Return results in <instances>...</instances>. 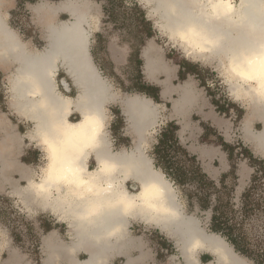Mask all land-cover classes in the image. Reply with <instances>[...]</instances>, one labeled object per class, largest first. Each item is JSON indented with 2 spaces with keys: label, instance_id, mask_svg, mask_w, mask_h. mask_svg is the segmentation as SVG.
I'll return each instance as SVG.
<instances>
[{
  "label": "bare ground",
  "instance_id": "obj_1",
  "mask_svg": "<svg viewBox=\"0 0 264 264\" xmlns=\"http://www.w3.org/2000/svg\"><path fill=\"white\" fill-rule=\"evenodd\" d=\"M88 1L68 0L57 10L36 8L50 26L43 49L30 46L12 28L6 29L0 37L3 57L7 62L16 63L7 89L11 95L10 107L35 123L30 141L38 142L48 161L41 174L21 166L22 178L28 179L29 184L25 190L15 191L31 209L37 201L38 208H52L74 216L76 221L72 226L79 237L109 235L114 228L121 227L120 218L131 212L134 216L148 218L173 229L181 244L195 239L190 251L192 255L193 250L203 246L204 234L196 218L183 217L182 212L179 213L173 187L164 174L154 170L144 154L145 137L159 122L158 104L146 96H137L125 103L129 126L138 139L135 150L114 153L108 133L104 132V106L110 98L111 86L90 56L92 25L98 22L99 10ZM140 1L150 6V12L158 17L157 24L163 33L180 42L188 55L214 65L227 82L235 101L249 106L248 117L242 126L243 137L264 155V71L259 64L253 65L249 69L254 77L251 80H244L232 71L236 65L246 67V59H258L264 55V0H237V4L236 0ZM59 10L70 11L74 20H63L60 26L55 27L54 13ZM189 32L192 38L187 42L177 38ZM142 57L148 79L156 80L160 74L165 75L162 83L167 93V79L174 69L161 67L149 47L143 51ZM61 68L71 77L78 92L76 97L66 96L60 91L56 76ZM62 83L69 91V84L66 81ZM74 112L81 116L77 121L70 120ZM255 118L261 121L259 131H253L251 127ZM11 125L4 116H0L3 132L0 173L6 183L9 181V168L16 166L12 155L22 144ZM93 157L99 165L95 170L89 167ZM37 175L41 178L39 182L34 180ZM130 181L140 186L138 193L128 191L126 185ZM146 189H152L147 201L151 207L145 206ZM205 239H209L212 248L227 260L236 264L242 260L227 250L225 242L217 236L209 235ZM89 242L94 244V249L86 264L99 261L104 247L107 249L102 242Z\"/></svg>",
  "mask_w": 264,
  "mask_h": 264
},
{
  "label": "crops",
  "instance_id": "obj_2",
  "mask_svg": "<svg viewBox=\"0 0 264 264\" xmlns=\"http://www.w3.org/2000/svg\"><path fill=\"white\" fill-rule=\"evenodd\" d=\"M84 1L86 0H81L82 3H84ZM89 1L97 5L102 4V6L105 4L98 0ZM22 2L26 3L27 7L33 13V23L37 29L35 36L29 35L32 33L28 32L29 34H27L26 37L28 41L26 42L29 43L30 46L39 49L34 41L38 42L40 40L46 45V36L50 26L46 23L45 17L37 12V9L42 7V9L48 8L49 10H57V8L63 7L68 0H55V2L45 0H0V37H2L6 29L12 28L23 38L12 24V17L15 14V10ZM97 9L99 10L98 16H100L99 7ZM54 14L53 25H55V27L58 25L60 26L64 21L71 22L74 20L70 11L67 10H59ZM92 26L93 33L90 36L91 43L89 52L92 62L95 64V41L93 36L96 32H99V29H95L94 24ZM1 51L2 48H0V90H2L4 86L6 91L9 92V90H7L10 88L9 77L15 73L16 63L7 62V59L3 57ZM186 66H190L189 63L188 65L184 63L183 66L179 65L174 69L170 79H167L169 89L167 93L164 82L162 83L163 80L160 78V76L165 78L164 74H160L156 78L157 82H151V86L157 87L159 91V102L157 101V103L166 102V105L170 104L171 107V112L165 122L162 123L163 127L170 122H174L178 126L179 130L177 135L180 145L191 156L196 158L198 165L209 179L215 182H221L222 179H226V176L230 175V173L235 170V175L238 177L236 180V187L239 185V190H244L252 179L254 174L253 168L247 161H242L236 166L237 169H234L232 157L227 150L223 148L222 142L230 146H234L236 143L240 142L252 153L254 158L264 160V155L256 151L253 144L243 137L242 126L245 119L248 117L249 106L242 101H235L232 97L234 100L232 102L235 104V107L237 106V108L241 110V117L239 120L234 119L235 116L232 115V112L219 110L212 93L202 86L200 79H198V72L194 69H187ZM97 70L99 69L97 68ZM180 71L184 73L185 77L183 79L180 78ZM56 80L59 87H62L61 92L64 95L75 97L76 93H78L71 77L68 76L64 69L61 68L59 70ZM63 81L69 84V91H66L62 83ZM228 91L231 95L229 86ZM211 92H213V90ZM10 98L11 95L9 96V99ZM1 101L2 97L0 95V105ZM9 101L11 102V100ZM125 114L126 116L128 114L126 109ZM80 117L79 113L74 112L70 116V120L77 121ZM251 123L252 130L259 131L258 127H260L261 121L255 118ZM163 127L159 129V132ZM158 134L159 133H157V137ZM0 135L2 138L3 132L1 129ZM115 136L117 137L116 134ZM157 137L154 147L158 143ZM214 138L221 139L222 142L216 144L213 141ZM20 147H22V144L18 145L17 150L14 151L12 155L16 166L9 168V172L7 173L9 180L7 183L11 185L14 192L16 189H19V180L13 179V175L17 174L20 177V182L28 181V179L22 178L19 170L21 166L32 169L30 166L24 164L26 162H22ZM94 160L95 159L91 158L89 164ZM152 161V165L157 169L155 160L153 159ZM161 172L164 174L162 170ZM164 176L167 179L165 174ZM0 180L4 182L2 173H0ZM16 194L19 195L17 192ZM14 200L22 204V206L28 210L26 213H29L31 218H37L36 216H39L38 220L35 222V228L36 231L40 233L39 248L41 250V259L37 260L36 257L34 259L29 255H25L20 249L14 247L8 235L7 228L0 223V264H86V262L90 260L91 252L94 249V244L90 243L89 240H93L97 243L102 242L107 248L105 249L104 247L103 254L98 257L99 261L96 260L92 264H226L227 262V264H236L235 261L227 260V258L223 257L222 253H217V250L212 248V242L209 241V239H205V237L207 238L209 235H215L223 243L225 242L226 249H229V251L231 250L233 254L238 255L239 258L242 259L238 261V264H256L244 254L237 252L235 247L225 237L211 229L213 214L209 209V213L207 210H204V212L199 211V213L192 212L191 209L195 204H192L190 199H175V201H178L179 213L181 214L182 212L183 217H191L194 220L196 218L195 221L198 223V226H200L199 229L201 233L204 234L203 246L193 250L194 255H191L190 251L195 243V239L188 241L187 244H181L178 240V234L174 233L172 231L173 229L171 230V228L169 229L157 221L148 220V218H146V220L143 217L134 216L131 212L126 214V217L120 218L119 223H121V227L119 226L120 228L117 229L114 228L113 233L109 235L102 233L98 236H88L84 238V236L79 237L76 235V230L72 226L76 218L74 216L71 217L69 213L64 211L57 212L52 208H38L37 201L31 206V209L24 203V199ZM194 210H196V207H194ZM199 214H201V216L203 215L202 217L204 218L201 216L199 217ZM208 242H210V244Z\"/></svg>",
  "mask_w": 264,
  "mask_h": 264
},
{
  "label": "rangeland",
  "instance_id": "obj_3",
  "mask_svg": "<svg viewBox=\"0 0 264 264\" xmlns=\"http://www.w3.org/2000/svg\"><path fill=\"white\" fill-rule=\"evenodd\" d=\"M45 1L55 2V0ZM235 2L237 4L238 1L236 0ZM91 5L95 8L99 7L100 9V16L97 15L98 22H96L95 25V29L98 28L99 32H96L93 36L95 41L94 62L101 76L107 80L111 86V92H109L110 98L104 106V132L106 134L108 133L109 141H111V149L114 153L123 150L131 152L137 147V136L134 131L131 130L128 118L125 114L124 106L127 101L135 100L137 96H146L145 98L151 99L155 104H158L159 122L150 131V134L146 135L144 144V154L151 162V165L154 159L153 148L157 141V133H159V129L163 127L162 123L165 122L171 112L170 104L166 105V102L157 103L153 98L148 97V95L138 90L139 87L145 84L152 85L151 82H157V80L148 79L144 74L145 61L142 58V54L148 47L151 48L152 55L158 59L161 67L175 69L179 65L183 66L184 63L188 65L189 63L190 66H186V68L194 69L198 72L197 77L200 79L202 86L212 93L215 101L218 102L219 105H223L226 111L232 112V115L235 116L234 119H240L241 110H239L237 106L235 107V104L232 102L234 100L228 91V86L223 76L216 70V67L188 55L187 49L180 44V42L163 33L157 24L158 17L150 12V6H146V4L140 0H115V17L111 18L106 10V6L94 3ZM18 7L12 17V24L14 28L20 32V35L23 37L22 39L26 42L28 41L26 38L27 34H29L28 32L33 34L29 35L35 36L37 29L33 23V13L27 7V4L22 2ZM143 12L146 13V18ZM144 20L149 21L151 26H147L145 24L147 22H144ZM34 43H36L39 49H43L45 46V43L40 40L38 42L34 41ZM139 60L142 62L139 63ZM160 78L161 80H165L163 76H160ZM59 89L62 91V87H59ZM212 90L213 92H211ZM0 95L2 97L0 115L4 116L12 124V128L22 141V147L20 148L22 162H26L24 164L41 174V171L45 168L48 161L45 150L38 145V142L36 140L30 141L29 136L34 134L33 129L35 123L25 119L19 113L11 109L9 101L11 100V98L9 99L10 93L6 91L4 86L2 90H0ZM225 99L226 102L224 104L222 101ZM227 103H229V107L226 108L225 106ZM121 118L123 119L122 123L120 122ZM261 128L262 125L258 127V130ZM213 141L216 144L222 142L221 139L216 138H214ZM231 147V152H229L223 146L229 154L232 153L231 157L234 169H237L236 166L242 161H247L253 168L254 174L244 190H239V185L236 187V180L238 177L235 175V170L232 171L230 175L226 176V179H222L227 187V189L224 190L225 194L227 196L228 193H230L231 197L228 199H232L231 205H229V207H224L223 210L228 211L229 208L233 209V213L229 210L228 214L232 217L231 219H233L234 223L240 227L241 233L246 236V243L253 250L254 255H264V175L258 171L260 167H264V160L259 159L263 161V164H253L247 156V148L240 142ZM93 159L95 160L91 161L89 167L95 170L99 165L97 159L95 157H93ZM153 168L157 173H162L161 169ZM257 172L260 178L254 183L252 180ZM13 179L19 180V189H21V191L25 190L29 184L28 181L20 182V177L17 174L13 175ZM34 180L39 182L41 178L37 175L34 177ZM168 182L173 187L172 191L175 193L176 199H186L185 191L195 190L193 185H189L186 189H182L173 185L169 180ZM216 184L218 189L222 188L221 182L217 181ZM126 187L132 194L138 193L140 188L134 181L127 183ZM216 196V192L211 191L210 199L212 205L216 204ZM224 198L225 203L229 201L225 195ZM14 199H22V197L17 195L16 191L14 192L11 185L1 182L0 180V223L7 228L8 235L14 247L20 249L23 254L29 255L34 259L36 257L37 260H39L41 259V250L39 248L40 233L36 231L35 228V222L38 220L39 216H36L37 218H31L30 214L26 213L28 210ZM194 203L196 210L192 207V212H204L197 201H194ZM247 203L249 204L246 205ZM209 210L213 214V210ZM210 211L207 209L208 213ZM198 216L200 217L201 214ZM250 259L253 260V258ZM258 259L264 264V256Z\"/></svg>",
  "mask_w": 264,
  "mask_h": 264
},
{
  "label": "trees",
  "instance_id": "obj_4",
  "mask_svg": "<svg viewBox=\"0 0 264 264\" xmlns=\"http://www.w3.org/2000/svg\"><path fill=\"white\" fill-rule=\"evenodd\" d=\"M104 1V6L109 13L111 18L115 17V0H98ZM128 10V9H126ZM143 15L146 18V13L143 12ZM147 26H151L149 21H145ZM149 36V34H148ZM142 61L139 60V63ZM184 73L180 71V78L183 79ZM139 91L148 95V97L153 98L155 101H159V91L158 88L151 85H143L139 87ZM218 109L223 111L224 106L219 105L216 102ZM120 122H123V119H120ZM179 128L174 122L167 123L158 134V143L154 147L153 157L155 160V165L157 168L161 169L174 185L186 189L187 186L193 185L194 191H185L186 199H190L192 204L194 201H197L202 210L212 209V225L211 229L221 234L225 237L237 250L247 257L253 258V260L262 264L259 261V257L264 255H254L253 250L246 243V236L243 235L240 231V227L234 223L232 217L228 214L229 210L233 213V209L229 208L228 211L223 210L224 207L231 205V200L228 199L231 197L230 193L226 196L225 191L227 187L225 186L224 180L221 181V189H218L215 181H212L208 176L203 173L202 169L198 165L196 158L191 156L179 143L178 132ZM223 146L231 152L232 147L226 143H222ZM232 156V153H230ZM247 156L253 164H263L262 160L254 158L251 152L247 150ZM264 175V167L258 169ZM260 178L258 172L253 177V182L255 183ZM211 191L216 192L217 196L215 199V205L211 204ZM225 197L229 200L225 203ZM196 198V199H195ZM195 204V203H194ZM247 203L246 205H248Z\"/></svg>",
  "mask_w": 264,
  "mask_h": 264
},
{
  "label": "clouds",
  "instance_id": "obj_5",
  "mask_svg": "<svg viewBox=\"0 0 264 264\" xmlns=\"http://www.w3.org/2000/svg\"><path fill=\"white\" fill-rule=\"evenodd\" d=\"M180 40H184V41H188L189 39L192 38V33H186V34H180L177 37ZM244 64L245 66L242 65H236L235 67L232 68V71L237 75L240 76L242 79L244 80H251L254 77L252 76L251 72L249 71V69H251V67L255 64H259L261 67V70L264 71V55H262L261 57H259L258 59L255 57L252 58H248L245 60ZM152 193V189H146L145 194H144V199H145V206L146 207H151V204L148 203V197L150 196V194Z\"/></svg>",
  "mask_w": 264,
  "mask_h": 264
},
{
  "label": "built area",
  "instance_id": "obj_6",
  "mask_svg": "<svg viewBox=\"0 0 264 264\" xmlns=\"http://www.w3.org/2000/svg\"><path fill=\"white\" fill-rule=\"evenodd\" d=\"M18 9H19V7H18ZM226 97H228V96H226ZM225 102H226V99L224 101H222V103H224V104H225ZM225 107L226 108L229 107V103H227Z\"/></svg>",
  "mask_w": 264,
  "mask_h": 264
}]
</instances>
